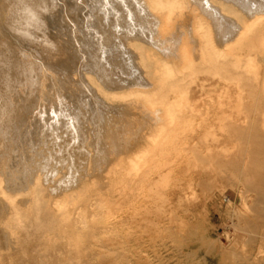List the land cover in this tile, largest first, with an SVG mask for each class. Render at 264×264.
Returning a JSON list of instances; mask_svg holds the SVG:
<instances>
[{
    "label": "bare ground",
    "instance_id": "bare-ground-1",
    "mask_svg": "<svg viewBox=\"0 0 264 264\" xmlns=\"http://www.w3.org/2000/svg\"><path fill=\"white\" fill-rule=\"evenodd\" d=\"M39 5L17 0L15 19ZM56 6L66 27L51 26L83 71L50 86L32 67L52 99L0 141V264H132L151 214L182 232V201L212 185L236 188L244 207L228 264H264V0ZM166 220L153 228L173 237Z\"/></svg>",
    "mask_w": 264,
    "mask_h": 264
},
{
    "label": "rangeland",
    "instance_id": "rangeland-1",
    "mask_svg": "<svg viewBox=\"0 0 264 264\" xmlns=\"http://www.w3.org/2000/svg\"><path fill=\"white\" fill-rule=\"evenodd\" d=\"M63 1L65 2L66 0H40V5L38 7V10L33 15L32 20L24 24L15 19L17 0H0V141L8 140L9 135L14 137L17 132H23V128L25 129V127L22 126L23 119L27 118L29 120H32L30 116L34 118L36 114L34 113L36 111L33 110L34 105H38L39 103H41V101L44 100H47V102H45L48 103V100L52 99L54 92L48 91L50 88L49 86L34 89V83L40 76H37L35 78L32 76V67L37 66L42 70V72L44 73V82L42 83L45 85L49 83L50 86V82H53V78L58 81L61 77L64 76L66 78H71L72 80L83 71L84 61L80 62L82 60H78L79 58H77L76 55L71 57L72 53H66L64 40L60 38L59 33L51 26V18L52 16H56L58 18L57 25L66 27V25L62 23H65L66 19H64L63 13L61 11H58V8L56 6V4L60 6ZM69 15L70 14H68L67 16ZM67 20L69 23H72L70 24L73 27L74 23L71 21V19L67 18ZM49 42L52 43L53 46H55L54 50H47V44ZM63 63L67 65L66 68L62 67ZM78 68L80 71L78 70ZM77 86L80 87L79 84ZM48 95H52L50 96V99ZM31 109L33 110V112H31L30 115L29 112L32 111ZM18 136H15L14 138H16L17 140L19 139ZM218 151L219 153H222V150L219 148ZM172 201L174 203H177V194L173 197ZM185 201L182 202L183 206H185V204L187 203V209L185 207L184 209L180 208L178 209V212L182 214L180 216L186 221V230H183L182 232H179L177 230L175 231V228L171 227L174 224L171 223L170 219L166 220V218L168 219V217L163 219L160 215L151 214L150 217L148 215L149 220H152L153 223L150 221L151 223L149 222V224L151 226L149 224L146 225V223L143 225L144 228L148 227V233L144 234V240L142 243H145V246L139 245L140 248H137L136 246V249L135 243L132 242V254H130V256L128 255V258L126 257L127 259L125 260H133L132 264H136V261L138 264H146V262L147 264H152L153 262L155 264H159V262L160 264L230 263V261L233 260L232 254L234 253V250L238 243V240H236V236L239 234L238 225H240L239 220L241 218L239 215H237L239 213H237L236 211L239 210L238 212H242L244 209L238 190L234 187L232 189V187L228 185H212L211 187H209V189H207L205 195H201V200L195 201L193 199L189 200V202L188 200ZM190 202L192 203L190 204ZM188 207L191 208L189 209ZM187 212L188 214H186ZM157 220H166V223L168 224V226H170L171 235L172 232H176H174V234L172 235L174 238L169 236V232L163 233L165 235L161 233L159 235L157 234ZM152 224L156 225L154 226ZM150 228L151 230H149ZM161 235L163 236L162 239ZM171 238H173L174 240ZM152 240L154 241V243ZM182 244H184L185 247ZM181 247L183 248L181 249ZM140 249H142V251ZM155 249L157 251L159 250V252H156ZM224 249L226 251L229 250L230 252H226ZM153 251L154 253H151ZM220 251L221 253H219ZM140 252H142L144 256L142 257V262L138 260L139 257H137L135 254H139ZM155 253H157L158 255ZM223 253L225 255L227 254V257L231 258L226 257L225 259V255H223ZM147 256L148 258H146ZM151 256L156 258L153 259L151 258ZM99 259V256L94 259L96 264H99ZM148 259H152V263ZM191 259L194 261H192ZM155 260H157V262ZM124 263L125 262L121 264Z\"/></svg>",
    "mask_w": 264,
    "mask_h": 264
}]
</instances>
